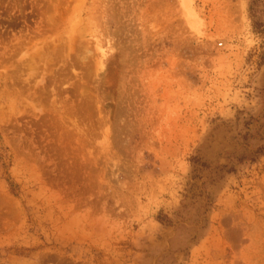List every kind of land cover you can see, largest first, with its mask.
<instances>
[{
    "label": "rangeland",
    "instance_id": "1",
    "mask_svg": "<svg viewBox=\"0 0 264 264\" xmlns=\"http://www.w3.org/2000/svg\"><path fill=\"white\" fill-rule=\"evenodd\" d=\"M0 264H264V0H0Z\"/></svg>",
    "mask_w": 264,
    "mask_h": 264
}]
</instances>
